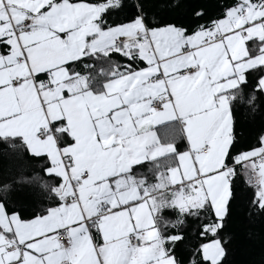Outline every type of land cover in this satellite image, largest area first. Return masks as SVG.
<instances>
[{
    "label": "snow or ice",
    "instance_id": "6c2138e0",
    "mask_svg": "<svg viewBox=\"0 0 264 264\" xmlns=\"http://www.w3.org/2000/svg\"><path fill=\"white\" fill-rule=\"evenodd\" d=\"M257 119L264 0H0V264H264Z\"/></svg>",
    "mask_w": 264,
    "mask_h": 264
},
{
    "label": "trees",
    "instance_id": "16d2710c",
    "mask_svg": "<svg viewBox=\"0 0 264 264\" xmlns=\"http://www.w3.org/2000/svg\"><path fill=\"white\" fill-rule=\"evenodd\" d=\"M262 127L264 125L257 119L246 127V134L255 136ZM248 229L249 225L243 217H239L230 225V231L234 233L232 254L230 256L231 264H249V261L258 257L260 242L249 238ZM256 231H260L259 226H257Z\"/></svg>",
    "mask_w": 264,
    "mask_h": 264
}]
</instances>
